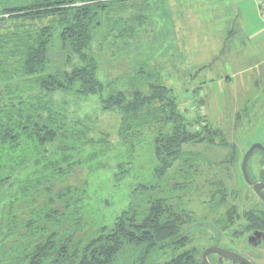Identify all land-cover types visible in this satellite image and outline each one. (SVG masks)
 <instances>
[{
    "label": "trees",
    "instance_id": "1",
    "mask_svg": "<svg viewBox=\"0 0 264 264\" xmlns=\"http://www.w3.org/2000/svg\"><path fill=\"white\" fill-rule=\"evenodd\" d=\"M114 1L31 0L0 12V194L9 195L0 217V264H147L158 249L174 251L154 264H203L193 252L197 247L176 253L189 245L182 234L187 217L169 199L153 197V187L139 184L127 207L106 224L94 217L88 181L79 179L92 154L86 156V144L95 140L86 138L89 121L54 102L58 92L103 98V109L120 115L118 135L131 158L145 133L155 131L157 174L178 164L173 193L193 184L200 171L196 153L185 145H214L220 137L224 146L223 132L208 121L197 130L200 117L182 111L173 90L160 82H150L149 93L102 96L106 86L88 50ZM147 190L148 199L139 196ZM81 233L87 235L79 239ZM127 253L133 260L122 263Z\"/></svg>",
    "mask_w": 264,
    "mask_h": 264
},
{
    "label": "rangeland",
    "instance_id": "2",
    "mask_svg": "<svg viewBox=\"0 0 264 264\" xmlns=\"http://www.w3.org/2000/svg\"><path fill=\"white\" fill-rule=\"evenodd\" d=\"M30 1L0 0V12ZM102 21L93 31L88 51L98 63V80L106 86L103 97L123 92L130 95L135 90L149 93L150 82L157 81L173 90L179 108L189 117H200L197 130L210 123L239 149L248 143L250 146L256 138L264 140V11L259 4L255 8L248 0H117ZM54 99L74 117L90 122L89 128L85 125L86 138L95 143L86 144V156L92 154L79 179L88 181L86 194L94 217L111 223L127 207L139 184L151 186L153 197L169 199L187 217L183 231L191 234L192 245L178 247L176 253L197 247L199 251L193 252L199 257L201 248L208 244L206 235L211 233L208 211L216 213L212 218L217 223L225 211L222 206L220 214L215 211L221 204L220 193L212 194L208 187L204 193L195 191V185L203 188L209 179L205 155L208 158L207 153L226 148L221 146L220 137L214 145L184 146L185 151L196 153L200 171L193 184L184 183L183 190L173 193L169 185L180 176L178 164L163 176L157 174L155 131L145 133L131 158L118 135L120 115L103 109V98L94 95L78 99L58 92ZM170 127L168 124L165 129ZM126 168L128 174L119 180ZM69 183L75 186L76 177ZM8 196L4 191L0 194V217ZM139 196L148 199L150 192ZM173 251H153L147 264L164 263ZM132 260L131 253L121 257L122 263Z\"/></svg>",
    "mask_w": 264,
    "mask_h": 264
},
{
    "label": "flooded vegetation",
    "instance_id": "3",
    "mask_svg": "<svg viewBox=\"0 0 264 264\" xmlns=\"http://www.w3.org/2000/svg\"><path fill=\"white\" fill-rule=\"evenodd\" d=\"M222 138L226 148L220 153H207L208 158L205 155V167L210 172L209 179L203 184L212 194L215 191L221 194V204L215 211L220 214L221 206L225 211H222L219 223L212 218L216 213L208 211L211 233L206 235L208 244L201 248L199 258L205 264L203 253L213 247L217 250L208 254L211 264H264V140L256 138L250 146L248 143L239 149L224 133ZM254 144L257 147L251 151L244 166L245 157ZM230 188L232 191L228 192ZM203 190L200 193H204ZM183 232V237H190L186 246H191V234ZM218 249L236 253L246 262L228 257Z\"/></svg>",
    "mask_w": 264,
    "mask_h": 264
},
{
    "label": "water",
    "instance_id": "4",
    "mask_svg": "<svg viewBox=\"0 0 264 264\" xmlns=\"http://www.w3.org/2000/svg\"><path fill=\"white\" fill-rule=\"evenodd\" d=\"M256 147H257V144H254V145L251 147L249 153H247V155H246V157H245V160H244V166H245L246 163H247V159H248V157L250 156L251 151L254 150ZM215 250H217V249H215V248L212 247V248H208V249H206V250L204 251V253H203V260H204L205 264H211V263L209 262V260H208V254H209L211 251H215ZM218 251H220L221 253H223L224 255H226V256H228V257H231V258L238 259V260H241V261H245V262H246L245 259H243L242 257H240V256H239L238 254H236V253L229 252V251H224V250H219V249H218Z\"/></svg>",
    "mask_w": 264,
    "mask_h": 264
},
{
    "label": "crops",
    "instance_id": "5",
    "mask_svg": "<svg viewBox=\"0 0 264 264\" xmlns=\"http://www.w3.org/2000/svg\"><path fill=\"white\" fill-rule=\"evenodd\" d=\"M250 3H252V4H254V7L256 8L257 7V5L259 4V6H260V8H261V10H263V8L261 7L262 5H261V0H256V1H254V0H248ZM264 1V0H263ZM264 11V10H263ZM264 57V56H263ZM262 57V58H263ZM262 61H264V59L262 60Z\"/></svg>",
    "mask_w": 264,
    "mask_h": 264
},
{
    "label": "built area",
    "instance_id": "6",
    "mask_svg": "<svg viewBox=\"0 0 264 264\" xmlns=\"http://www.w3.org/2000/svg\"><path fill=\"white\" fill-rule=\"evenodd\" d=\"M260 3H261V5H262L261 7H262V8H263V10H264V1H263V0H261V2H260Z\"/></svg>",
    "mask_w": 264,
    "mask_h": 264
}]
</instances>
